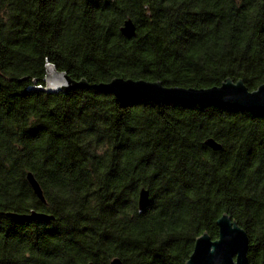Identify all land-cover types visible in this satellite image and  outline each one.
<instances>
[{
  "label": "trees",
  "instance_id": "1",
  "mask_svg": "<svg viewBox=\"0 0 264 264\" xmlns=\"http://www.w3.org/2000/svg\"><path fill=\"white\" fill-rule=\"evenodd\" d=\"M46 57L89 84L231 77L254 90L264 0H0V264H186L200 235L218 238L224 213L248 232L249 264H264V113L91 87L24 91L45 77ZM142 187L151 202L139 213ZM33 210L54 218L8 215Z\"/></svg>",
  "mask_w": 264,
  "mask_h": 264
},
{
  "label": "water",
  "instance_id": "2",
  "mask_svg": "<svg viewBox=\"0 0 264 264\" xmlns=\"http://www.w3.org/2000/svg\"><path fill=\"white\" fill-rule=\"evenodd\" d=\"M121 31L127 38L137 34L135 22L126 19ZM46 57V74L43 79L33 78L34 86H28L24 91H44L58 94L69 93L77 88L91 87L112 93L119 100L127 96L137 95L162 107L169 103H179L188 106L198 104L225 106L230 109L264 113V83L250 90L243 79L235 81L231 77L220 85L211 87L167 86L160 80L134 79L115 77L108 82L89 84L85 78L75 79L66 71L59 70ZM25 79V78H24ZM36 80H44V85L37 86ZM205 145L215 151L223 148V144L214 137L205 140ZM27 179L34 193L44 203L47 202L44 190L32 171L27 173ZM151 202V191L142 187L138 195V211L145 212ZM9 216L23 221L54 218L46 212L33 210L26 213L9 212ZM218 238H213L208 232L200 235L195 242L194 250L186 264H249V235L245 228L229 214L224 213L217 220ZM88 264H95L89 262ZM110 264H124L120 257H114Z\"/></svg>",
  "mask_w": 264,
  "mask_h": 264
}]
</instances>
